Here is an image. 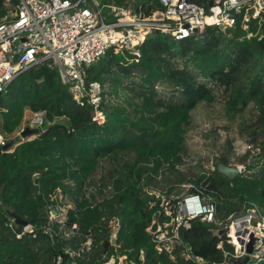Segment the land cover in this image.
Masks as SVG:
<instances>
[{
  "label": "trees",
  "instance_id": "trees-1",
  "mask_svg": "<svg viewBox=\"0 0 264 264\" xmlns=\"http://www.w3.org/2000/svg\"><path fill=\"white\" fill-rule=\"evenodd\" d=\"M5 1L0 0V21L7 14ZM189 1L202 4L205 0ZM101 2L124 7L133 3L142 16L160 9V0ZM247 26L226 32L209 27L203 34L182 39L152 34L139 47V59L127 51L109 49L86 70L87 82L102 86V125L94 121L93 106L78 104L58 73L46 65L17 76L0 93L3 132H17L27 111H45L47 123L41 133L26 141L17 138V142H7V147L0 144L4 204L35 228L18 237L23 228H12L0 209V264H55L59 256L68 260L64 254L67 242L59 235L58 225L53 226V237L45 232L49 212L56 209L53 198L57 192L73 203L67 225L77 224L84 240L91 237L94 241L89 264L114 251L111 218L121 222V251L132 249L130 258L139 264H200L187 260L181 245L176 246L173 258L158 251L148 229L171 217L149 194L153 187L166 191L175 206L179 201L171 199L175 190L193 184L192 192L215 201L219 222L230 215L244 216L253 206L264 215V162L247 164L234 180L220 174L216 164L214 170L198 174L179 169L187 153L193 112L202 103H213L218 91L225 94L230 122L243 118L250 106L258 109L257 122L247 130L253 143L263 138L264 157V18ZM234 155L233 143L227 140L216 161L233 166ZM103 163L110 169L97 191L89 192L88 185ZM151 200L157 203L153 208L148 204ZM103 217L107 220L102 221ZM219 229L217 224L195 221L182 240L200 261L222 263L224 252L217 246L226 237L216 236ZM225 250H233L228 242Z\"/></svg>",
  "mask_w": 264,
  "mask_h": 264
},
{
  "label": "built area",
  "instance_id": "built-area-1",
  "mask_svg": "<svg viewBox=\"0 0 264 264\" xmlns=\"http://www.w3.org/2000/svg\"><path fill=\"white\" fill-rule=\"evenodd\" d=\"M6 4L13 8L0 21V93L21 73L46 65L58 73L62 84L70 89L78 104L93 106L94 121L98 125L105 122V116L99 109L102 86L96 82L88 83L86 70L109 49L127 51L139 59V47L155 31L182 39L194 34V30L203 34L207 28L215 27L226 32L238 25L247 28L252 20L264 18V0H205L202 4L189 0H160V9L147 16L137 14L133 3L124 7L98 0H18L16 3L6 0ZM16 55L18 59L14 62ZM46 123L45 111L31 112L30 119L23 122L17 131L18 138L23 139L21 134L26 127L42 129ZM0 143L7 146L5 141ZM67 185L74 188L72 182ZM97 187L92 190L93 193ZM179 188H183L185 194L174 199L179 200L175 206L167 199L166 191H158L154 187L149 190L151 196L161 200L165 215L171 217L169 221L157 225L155 232H152V227L148 229L160 253L173 258L176 246L181 245L185 258L194 260L196 257L182 240V231L191 229L193 222L201 221L217 224L221 229L229 227L231 230L234 227L236 230L239 244L231 246L232 251L225 250L229 237L227 233L226 239L217 246L224 252L223 262L215 264H231V259L238 260L247 256L246 248L252 234L255 244L249 264L264 263V215L256 206L249 208L244 216L230 215L225 221L219 222L217 204L211 197L205 198L199 192H192L195 189L193 184H184ZM66 198L63 196V199ZM148 204L153 208L157 203L151 200ZM68 211L62 218L58 209L49 212L45 232L53 237V226L58 225L59 235L67 242L64 254L68 260L59 256L55 264H89L94 241L91 237L84 240L77 224L67 225ZM106 220L107 217L102 218V221ZM10 226L15 227L12 222ZM109 227L114 251L105 254L102 261L96 264H139L130 258L134 252L132 249L121 251V245L118 244L120 220L111 218ZM34 230L29 225L23 228L18 237L33 233ZM144 255L145 252L140 251L141 263L144 262ZM82 260L86 262L82 263ZM196 261L206 264L198 258Z\"/></svg>",
  "mask_w": 264,
  "mask_h": 264
},
{
  "label": "rangeland",
  "instance_id": "rangeland-1",
  "mask_svg": "<svg viewBox=\"0 0 264 264\" xmlns=\"http://www.w3.org/2000/svg\"><path fill=\"white\" fill-rule=\"evenodd\" d=\"M5 7L10 14L13 6L6 4L5 1ZM225 101L224 92L218 91L216 93V100L213 103H202L193 112V122L186 140L187 153L184 156L183 164L179 168L181 172L187 173L193 171L198 174L214 170L215 164H217L216 157L227 140L232 141L235 148L233 166H238L243 172L247 164H262L264 162L261 144L263 138H259L253 143L247 130L248 125L257 122L259 116L258 109L250 106L243 118L230 122L226 116ZM30 117L31 112L27 111L24 122L30 119ZM62 121L65 122V120ZM17 138V132L12 135H7L3 132L2 118L0 116V142H10L11 140L17 142ZM109 169V164H102L93 177V184L88 185L87 190L89 192H93L94 188L102 184V179ZM158 191H162V189ZM63 196L64 194L61 192H57L54 196V199L58 200L56 201V204H58L56 205V209L61 213L60 218L66 214L69 208L73 207L71 199L69 197L63 199ZM56 217L58 218V216Z\"/></svg>",
  "mask_w": 264,
  "mask_h": 264
},
{
  "label": "water",
  "instance_id": "water-1",
  "mask_svg": "<svg viewBox=\"0 0 264 264\" xmlns=\"http://www.w3.org/2000/svg\"><path fill=\"white\" fill-rule=\"evenodd\" d=\"M155 35L160 34L159 32L155 31L153 32ZM194 34H198L197 30H194L193 32ZM18 59V55H16L14 62H16ZM42 129H31L30 127H26L25 130L22 132L21 137L23 138L24 141H26L29 137L33 136V135H37L39 133H41ZM217 166V170L220 174H222L223 176H225L226 178H228L229 180H234L235 178H237L238 176H240V174L242 173V171L240 170V168L238 166H227L222 162H218L216 164ZM39 182V178H37L35 184L38 185ZM185 194V190L183 188H178L177 190H175V192L172 194V198L173 199H179L181 198L183 195ZM161 203V200H158V205ZM0 209L6 214V216L8 217V219L14 224L16 229L19 228H25L28 227L30 225L29 221H27L26 219H24L23 217H21L14 208L8 207L4 204V201L2 199L1 193H0ZM157 229V224H153L152 227V232H155ZM230 232V228L226 227L223 229H219L215 232L216 236L218 237H225V235L227 233ZM184 233V231H182V234ZM254 244H255V237L252 234L250 236V242L247 244V256L238 259V260H234L231 259L230 262L231 264H249L251 261V254L253 253L254 250ZM194 260H197V257L194 258Z\"/></svg>",
  "mask_w": 264,
  "mask_h": 264
},
{
  "label": "bare ground",
  "instance_id": "bare-ground-1",
  "mask_svg": "<svg viewBox=\"0 0 264 264\" xmlns=\"http://www.w3.org/2000/svg\"><path fill=\"white\" fill-rule=\"evenodd\" d=\"M227 242L231 246L239 244V241L237 239L236 230H235L234 227H232L230 232H229V237H228V241Z\"/></svg>",
  "mask_w": 264,
  "mask_h": 264
}]
</instances>
